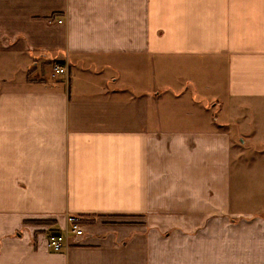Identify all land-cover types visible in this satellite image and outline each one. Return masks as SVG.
Returning <instances> with one entry per match:
<instances>
[{
  "label": "crops",
  "instance_id": "crops-1",
  "mask_svg": "<svg viewBox=\"0 0 264 264\" xmlns=\"http://www.w3.org/2000/svg\"><path fill=\"white\" fill-rule=\"evenodd\" d=\"M242 121L264 0H0V264H238L264 246L233 236L264 228L231 220Z\"/></svg>",
  "mask_w": 264,
  "mask_h": 264
},
{
  "label": "rangeland",
  "instance_id": "rangeland-1",
  "mask_svg": "<svg viewBox=\"0 0 264 264\" xmlns=\"http://www.w3.org/2000/svg\"><path fill=\"white\" fill-rule=\"evenodd\" d=\"M6 71L7 70L4 72ZM226 111L227 108H224L221 111L219 109V113L222 117L225 116ZM241 118L242 117H240V119ZM257 121L259 129H262L263 121L261 120V117L260 119H257ZM232 124H234L235 127L231 126ZM230 127H234L232 129L234 154L231 176V189L234 197L233 212L238 215L232 216L231 220L237 223L241 221H244L245 223L257 221L260 223L259 221H264V133L260 130L254 131L255 129L247 130L248 127L245 126L243 121L231 123ZM255 128H258L257 125ZM75 218L77 219L76 222L83 226V219H80L79 217ZM86 221H89V219ZM247 232L248 235H237L233 232V236H237L240 239L264 237V228L260 229L256 227L247 230ZM55 233L62 235L66 234L67 236H69L70 233L74 234L71 230H59ZM56 234H50V236ZM260 249H262L263 252L264 246L251 244L240 245L238 250L240 260L238 264H248V258H250L251 252L257 253Z\"/></svg>",
  "mask_w": 264,
  "mask_h": 264
},
{
  "label": "built area",
  "instance_id": "built-area-1",
  "mask_svg": "<svg viewBox=\"0 0 264 264\" xmlns=\"http://www.w3.org/2000/svg\"><path fill=\"white\" fill-rule=\"evenodd\" d=\"M59 23H62L63 20L59 19ZM68 73V67L66 64H61V63H55L52 67L51 70V77L52 78H57L58 76L62 74H67ZM71 221L72 227L68 230H71L72 233L76 235H83L84 234V227L76 222V218L72 217L69 218ZM67 240V235H62V234H57V235H52L48 238L47 245L49 248L60 250L66 243Z\"/></svg>",
  "mask_w": 264,
  "mask_h": 264
},
{
  "label": "trees",
  "instance_id": "trees-1",
  "mask_svg": "<svg viewBox=\"0 0 264 264\" xmlns=\"http://www.w3.org/2000/svg\"><path fill=\"white\" fill-rule=\"evenodd\" d=\"M57 235V234H56Z\"/></svg>",
  "mask_w": 264,
  "mask_h": 264
}]
</instances>
